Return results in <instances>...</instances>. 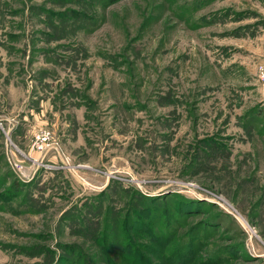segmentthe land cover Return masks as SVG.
Masks as SVG:
<instances>
[{
  "label": "rangeland",
  "instance_id": "obj_1",
  "mask_svg": "<svg viewBox=\"0 0 264 264\" xmlns=\"http://www.w3.org/2000/svg\"><path fill=\"white\" fill-rule=\"evenodd\" d=\"M262 65L264 0H0V264H264Z\"/></svg>",
  "mask_w": 264,
  "mask_h": 264
},
{
  "label": "built area",
  "instance_id": "obj_2",
  "mask_svg": "<svg viewBox=\"0 0 264 264\" xmlns=\"http://www.w3.org/2000/svg\"><path fill=\"white\" fill-rule=\"evenodd\" d=\"M259 74H260V78L264 80V66H260V69H259ZM43 134V138H45V140L48 139V136L46 133H42Z\"/></svg>",
  "mask_w": 264,
  "mask_h": 264
}]
</instances>
